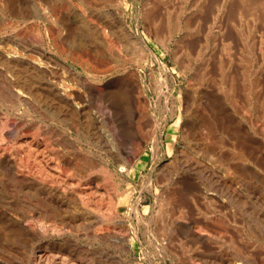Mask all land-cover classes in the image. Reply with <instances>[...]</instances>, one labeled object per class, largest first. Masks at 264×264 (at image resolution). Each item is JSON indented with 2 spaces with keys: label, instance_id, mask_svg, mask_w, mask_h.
<instances>
[{
  "label": "bare ground",
  "instance_id": "obj_1",
  "mask_svg": "<svg viewBox=\"0 0 264 264\" xmlns=\"http://www.w3.org/2000/svg\"><path fill=\"white\" fill-rule=\"evenodd\" d=\"M19 1L21 5L19 10L23 17H32L46 23L42 33L38 29L40 33L37 36L43 34L48 40L56 44L60 43V49L57 52L48 50L41 45L42 41L36 37L30 39L25 34L0 38V103L4 108L0 107V264H116L119 262L114 251L108 253V250H105L103 254L99 252L100 249L86 247L69 236L70 234H67L69 229L64 228L66 225L70 230L75 227L78 233L79 230L83 231L84 235L112 243L125 252L137 253L139 244H143L141 234L153 236L151 246L154 253L162 257H171L177 264H264L263 256L256 257L257 254L259 255L258 251L255 252V256L251 254L256 246L247 253L246 248H251L252 245L241 247L239 243L242 240H238L240 241L238 243L232 232L227 231L225 227L227 220L222 214L214 217L217 224L214 228L202 226L197 219L191 221L188 217V202L196 204L200 197L214 198V195L207 192L208 189L216 191L235 207L236 204L239 205L237 207L244 206L241 203L240 193L237 192L243 185L242 179L240 175L233 174L232 162L222 156L217 141L214 138H207L212 134L211 130L205 132L206 138L210 140L201 148L202 156L210 160L209 163L202 162V158L193 159L181 155L183 157L179 159L176 172L171 169L172 161L169 160L162 164L159 171L160 178L156 177V179L152 175L146 178L142 170L137 167L136 162L146 150L149 141L153 152L158 151L161 141L159 132L162 131L160 122L149 109L144 108L137 112V121L140 122L141 119L148 117L149 131L140 128L130 131L120 127L115 128L118 118V96L112 92L103 94L100 90L90 88L84 83L81 71L72 64L71 60L83 65L92 63L82 54L83 52L81 53L80 50L77 51L78 53L75 52L74 46L61 37L64 28L70 29L68 23L73 15L67 4L70 2L78 9L79 15L86 24L100 31L106 44V52L112 59V54L119 47V41L109 35V26L104 24V21L100 22L99 19L98 22V19L90 17L89 13L92 10L90 6H93V2L91 4L89 0L78 2L36 0L38 8L32 10L25 0ZM13 3L15 5L16 0L15 2L0 0V13H5H1L0 21L7 27L12 25L5 20L7 14H15ZM123 3L122 0L111 2L110 7L114 14V25L111 27L112 30L114 29L113 33H117L120 37L126 35L130 42H138L144 47L146 42L138 39L124 20L126 6ZM259 3L257 2L258 5ZM252 4L261 11L258 13L255 9L254 13H258L261 17L264 13V1L260 6L256 3ZM153 12L149 9L146 14L152 15ZM261 18L264 21V14ZM153 22L157 27L158 19L155 18ZM174 23L180 27L177 16ZM261 29L263 28H260V34L263 33ZM262 36L259 37L261 39L259 42L260 47L264 48ZM97 53L101 54L102 50L97 49ZM231 87L232 83L229 86L230 90ZM89 91L101 98L100 102L94 103V117L103 125H109L107 131L94 132L92 135L78 124L79 113L84 117L89 116L87 106L83 103L84 96ZM252 92H255V89ZM249 101L255 102L254 99ZM105 105L110 109L103 110ZM9 119H12V124L8 123ZM44 119L72 125L77 133H84L86 138L96 145L103 141L107 145L105 149L108 155L122 168L121 175L124 177L127 175L130 179L125 181L124 188L119 189L114 185L108 170L104 173L89 174L93 168L102 163L98 159L81 152L80 149L74 151L72 155L57 149L54 146V136L58 131L42 124L41 121ZM263 122L259 124L256 120L257 126H260L264 134ZM7 127L8 131H6ZM171 137L173 134L168 133L169 153ZM64 140L74 146L69 139L64 138ZM56 166L62 168L64 173L78 174L86 179H80V182L75 179V182L78 181L75 189L64 188L52 177L51 172L57 168ZM244 166L254 171L248 163H244ZM137 180L141 182V193L138 196L135 195L139 186ZM145 191H150L154 200L152 205L145 204L141 208V203L146 199L143 195ZM104 194H107L109 200L104 201ZM34 208L39 209L40 212L30 213L31 209L35 211ZM127 217L134 218L137 221L136 225L133 226L132 221V225L125 223ZM246 219L251 221L247 216ZM251 224L253 225V222ZM56 236L60 239L53 240ZM42 238L47 239L45 247L43 243L37 242ZM86 239L89 240L88 237ZM245 245L249 246V243ZM99 253L102 257H97ZM143 254L146 262L149 259L151 261L148 251L144 250ZM153 263L159 264L157 261ZM124 264L147 263L139 260Z\"/></svg>",
  "mask_w": 264,
  "mask_h": 264
},
{
  "label": "rangeland",
  "instance_id": "obj_2",
  "mask_svg": "<svg viewBox=\"0 0 264 264\" xmlns=\"http://www.w3.org/2000/svg\"><path fill=\"white\" fill-rule=\"evenodd\" d=\"M78 1L80 0H76ZM89 1L91 4L93 2V6H90L92 10L88 9L90 17L98 19V22L99 19L100 22L104 21V24L109 26V35L119 41V47L112 54V59L106 52V44L100 31L86 24L78 9L70 2L67 3L70 12H73L68 23L70 29L64 28L61 37L74 46L75 52L80 50L90 59L91 65L71 60L81 71L84 83L103 94L112 92L118 96L115 128L120 127L126 131L140 128L149 131L148 117L137 121V112L144 108L149 109L160 122L162 131L159 132L161 141L158 151L153 152L149 141L146 150L136 162L139 170H142L146 178L150 175L155 179L160 178L162 164L171 160V169L176 172L179 159L183 157L181 155L186 158H202V162L209 163L210 160L202 156L201 148L208 144L210 139L207 138H214L222 156L232 162L233 174L240 175L242 179L243 185L237 192L240 193L244 206L237 207L239 205L236 204L235 207L216 191L208 189L207 192L214 195V198L200 197L196 204L188 202V217L191 221L197 219L202 226L214 228L217 226L214 217L222 214L227 220V231L232 232L238 243V240H242L240 246L252 245L251 248L245 249L247 253L256 246L251 254L255 256L258 251L259 255L256 253V257H264V134L260 126H257L258 122L262 124L264 115V48L260 47L259 42V37L264 34V21L261 18L264 13L261 17L258 16L261 11L252 4L260 2L257 4L260 6L264 0H245V3L244 0H122L126 6L124 20L136 37L146 42L144 47L138 42H130L126 35L120 37L113 33L114 29L111 27L114 25V14L110 5L114 0ZM25 2L29 3L32 10L38 8L36 0ZM20 7V1L16 0V4L13 3L15 14L5 15L6 22L12 23L13 26L7 27L0 21V38L25 34L30 39L36 37L42 41L41 45L46 49L59 51L60 43L48 40L43 34L37 36L40 33L38 29L42 33L46 23L32 17H23ZM149 9L154 11L152 15L146 14ZM255 9L258 11L257 18L254 13L256 11H253ZM176 16L180 27L174 23ZM155 18L158 19L157 27L153 25ZM260 28H263L262 34ZM262 37L264 38V35ZM97 49H101L102 53L98 54ZM254 89L255 92H252ZM86 94L83 103L87 106L89 116L84 117L79 113L78 124L91 135L94 132L107 131L109 125H103L93 115L94 103L100 102L101 98L90 91ZM253 99L255 102L250 103L249 100ZM0 107L3 108L1 103ZM108 109V105L103 107V110ZM11 120L9 119V124H12ZM41 123L58 131L54 136V146L61 152L72 155L80 149L81 152L102 162L89 172L90 175L108 170L114 185L119 189H123L125 181L130 180L127 175H121L122 168L108 155L105 149L107 145L103 141L96 145L86 138L84 133H77L72 125L62 121L44 119ZM208 130H211L213 137L208 135L206 138L205 132ZM168 133L173 134L170 153L167 145ZM64 138L73 142L74 146L65 142ZM244 163H248L254 171L246 168ZM58 168H55L57 172L52 170V177L64 188L75 189L76 182L86 179L78 174L69 175L64 173L62 168H59L60 171ZM75 179L78 181L75 182ZM140 180H137L139 186L136 188V196L141 193ZM197 182L200 183L199 180ZM143 195L146 199L140 207L145 204L152 205L153 194L145 191ZM105 200H109L107 194H104ZM34 209L35 211L31 209L29 212H40L39 209ZM245 214L251 221L246 219ZM125 220L129 225L133 223L135 226L137 223L131 217ZM64 228L70 230L67 225ZM69 230L67 234L86 247L100 249L99 252L103 254L105 250H108V253L114 251L119 258V264L139 260L147 264H154L156 261L159 264H177L171 257L154 253L151 246L153 236L141 234L143 244H139V250L135 253L125 252L112 243L84 235L83 231L79 230L78 233L75 227ZM87 237L90 241H87ZM54 239L60 238L56 236ZM37 242L43 243L45 247L47 239L42 238ZM247 243L249 246L245 245ZM144 250L150 253L151 261L149 259L146 262L144 259ZM100 253L97 257H102Z\"/></svg>",
  "mask_w": 264,
  "mask_h": 264
}]
</instances>
